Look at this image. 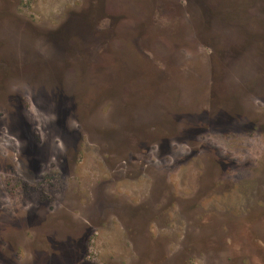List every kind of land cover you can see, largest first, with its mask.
I'll use <instances>...</instances> for the list:
<instances>
[{
	"label": "rangeland",
	"instance_id": "1",
	"mask_svg": "<svg viewBox=\"0 0 264 264\" xmlns=\"http://www.w3.org/2000/svg\"><path fill=\"white\" fill-rule=\"evenodd\" d=\"M18 1L0 264H264V0Z\"/></svg>",
	"mask_w": 264,
	"mask_h": 264
},
{
	"label": "flooded vegetation",
	"instance_id": "2",
	"mask_svg": "<svg viewBox=\"0 0 264 264\" xmlns=\"http://www.w3.org/2000/svg\"><path fill=\"white\" fill-rule=\"evenodd\" d=\"M10 1L11 0H0V64H2V66L4 64H7V65H5L6 68L4 67L3 71L0 73V78H2V79H6L10 74L19 75V72L18 73L10 72L11 67H9V63H7L8 62V30H9V15H12V16L18 15L19 16L22 13L18 12L17 9H15L13 11V9L10 8ZM20 3H21V0H20V2L18 1L17 5L19 6ZM189 3H190L189 5H192V6L201 5L200 8L196 9V11L199 15L220 14V13H213L211 8L204 7V5L207 4V2L205 0H191V1H189ZM81 14H86V13H83V12L80 13L79 11L78 12L74 11V12L70 13V15H81ZM92 14L94 15L95 12L93 11ZM105 18L106 17L102 18V22L105 21ZM19 20H20V18H19ZM95 27H96V25H95ZM97 28L100 29L101 26H99V27L97 26ZM68 29L69 28L65 27L64 32H66ZM59 32H61V30H59L56 33V35H58ZM93 33H94V31H89L87 33L86 36L88 37V39L91 37V35ZM64 34H66V33H64ZM87 42H88L87 43V45H88L91 41H87ZM4 71H7V73H4ZM16 77H18V76H16ZM38 238H41V233L35 232L34 240H36ZM49 249L52 251H56L55 248L50 247Z\"/></svg>",
	"mask_w": 264,
	"mask_h": 264
},
{
	"label": "trees",
	"instance_id": "3",
	"mask_svg": "<svg viewBox=\"0 0 264 264\" xmlns=\"http://www.w3.org/2000/svg\"><path fill=\"white\" fill-rule=\"evenodd\" d=\"M80 24H82V21L80 20ZM63 35V33H61Z\"/></svg>",
	"mask_w": 264,
	"mask_h": 264
}]
</instances>
